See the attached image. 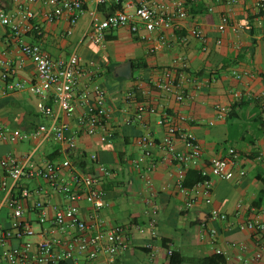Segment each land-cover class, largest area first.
<instances>
[{
  "label": "crops",
  "instance_id": "obj_1",
  "mask_svg": "<svg viewBox=\"0 0 264 264\" xmlns=\"http://www.w3.org/2000/svg\"><path fill=\"white\" fill-rule=\"evenodd\" d=\"M135 1L117 0L97 6L87 1L71 25L66 16L47 21L44 14L48 7L43 0H0V7L13 20L19 19V9L28 7L33 11L31 22L40 26L41 35L29 29L20 35L22 42L39 43L53 59L66 58L76 50L83 64L88 60L100 63L98 68L84 65L76 92H80L89 73L92 79L101 83L106 89L107 125L113 128V137L101 141L99 131L94 134L84 131L76 114H61L60 121L68 125L67 134L75 139L73 149L56 142L45 144L33 139L0 141V159L8 154L20 158L30 154L31 162L41 166L47 161L67 157L81 170L95 173L90 154H96L112 172L102 183L110 205L101 214L106 224H121L125 228L127 247L117 254L115 264H168V249L178 250L186 258H201L214 254L216 247L225 252V264H264V244L261 257L252 260L257 249L255 239L250 231L235 226L237 221L250 215L252 208H264V199L260 207L253 205L264 188V119L261 117L264 110V18L261 17L264 4L258 9L256 0H192L186 5V17L178 20L177 27L163 32L165 44L154 52H149V47L161 33L157 30L140 29L132 33L127 27H118L107 35L103 47L86 36L90 10L96 9L102 17ZM160 3L157 0L156 6ZM227 13L231 22L237 25L236 31L230 27L218 29L221 16ZM193 27L199 28L205 36L206 49L202 48L199 37L189 33ZM18 45L17 36L0 23V72L3 60L13 70V78L30 82L34 77V66L30 58L20 52ZM177 55L184 56L188 63L186 71L178 69L177 72L179 77L182 73L181 83L189 94L183 102L149 83V72L169 67ZM127 60L131 63V76H115L114 67ZM132 62L136 64L134 68ZM129 92L134 94L133 98L128 96ZM234 93L239 94L237 99ZM141 101L157 104L156 112L137 118L136 105ZM215 104H230V110L223 118L216 119ZM161 110L194 135L201 146L200 165H208L213 157L226 156L228 148L239 154L244 174L239 175L236 171L229 180L213 178L211 204L200 199L185 208L186 196L176 186L177 166L156 149L152 150L153 165L148 166L149 159L138 167L134 165L140 150L135 139L141 134L160 138L165 132L164 126L157 123ZM47 121L40 109L39 98L26 88L0 96V128L28 132ZM176 146L181 144L178 142ZM144 171L152 181L153 192L140 177ZM60 174L64 179L68 177L66 170ZM0 178L6 183L5 188L0 186V230L9 224L11 209L3 201L9 195L20 202L23 218L35 231L29 238L31 241H38L43 235L58 237V233L48 230L47 222H37L34 203L43 201L47 216L52 217L55 209L65 203L62 194L41 178L22 177L13 183L1 166ZM25 190L26 196L22 194ZM78 204L81 216L87 218L88 203L80 199ZM150 204L157 207L154 236L147 227ZM212 207L224 212L227 219L209 221L207 216ZM138 225H144L145 231L139 232ZM209 225L218 230L213 241L206 232ZM162 238L168 241L164 244ZM232 242L245 244L247 250L241 252ZM19 243L15 239L11 241V245ZM103 261V254L99 253L92 260L79 258L69 264H102ZM0 264L3 263L0 261ZM182 264L200 263L187 259Z\"/></svg>",
  "mask_w": 264,
  "mask_h": 264
},
{
  "label": "built area",
  "instance_id": "obj_2",
  "mask_svg": "<svg viewBox=\"0 0 264 264\" xmlns=\"http://www.w3.org/2000/svg\"><path fill=\"white\" fill-rule=\"evenodd\" d=\"M87 1H91L96 6L107 2H117V0H43L48 7L44 17L52 22L66 16L73 25L77 14L81 12L83 4ZM156 1L136 0L102 17L97 14L96 9L90 10L85 34L91 42L103 47L106 36L118 27H127L132 33L140 29L147 32L157 30L161 33L149 47V52L159 50L166 41L163 32L178 26V20L187 15L186 5L192 0H166V3L164 0H158L161 2L159 6H156ZM263 4L264 0L255 1L258 9L262 8ZM17 13L19 19L13 20L0 7V23L8 26L17 36L20 52L29 57L33 63L34 77L30 82L13 78V70L6 61L1 60L3 69L0 72V96L26 88L39 98L40 109L47 116L48 121L40 123L28 132L0 128V141L33 139L45 144L56 142L73 149L76 145L75 139L73 135L67 134L68 125L60 121L61 114H76L78 124L87 134L99 131L100 140L109 141L113 137V128L107 125L109 114L105 87L92 79L89 73L80 92H76L78 78L84 72V65L89 68H98L100 63L88 60L86 64H83L76 50H73L66 58L53 59L39 43L22 42L20 35L23 32L33 29L37 35H41V29L38 24L31 22L34 13L30 8L19 9ZM261 17L264 18V14ZM226 27L235 31L237 29V25L231 22L228 13L221 16L218 29L222 31ZM189 33L199 37L203 43L202 48H207L206 38L199 28L193 27ZM187 68L188 63L185 57L177 55L169 67L151 70L149 83L158 91L171 93L176 101L183 102L189 94L183 89L180 78L182 73L179 77L177 72L178 69L184 72ZM128 96L133 98L134 94L129 92ZM238 96V93H234L235 99ZM156 110L157 104L151 101L138 102L136 117L142 118L144 114H153ZM229 110L230 104H215V118H223ZM261 117L264 119V110L261 112ZM157 123L165 128L162 137L155 138L149 134H141L135 139V144L140 150L134 165L138 167L147 159L150 162L148 166L153 165V149L167 155L177 166L176 186L186 196L185 208L191 207L200 199L206 204H211L213 178L229 180L235 176L236 171L239 175L244 174L245 170L240 165L239 154L233 148H228L226 156L213 157L208 165L202 166L200 165L201 146L190 131L179 126L164 110H161ZM178 142L181 146L177 148ZM30 157V154L22 158L8 154L0 159V166L13 183L22 177L41 178L50 188L62 194L65 203L55 209L52 217L47 216L43 201L37 200L34 203L37 222L39 224L47 222L48 230L59 235L55 238L43 235L40 240L31 241L29 238L35 235V231L23 218L22 205L17 199L7 195L3 201L11 209V216L8 226L0 230V261L3 264H69L79 258L92 260L102 253L104 256L102 264H115L117 254L127 247V241L124 236V226L106 224L101 214V211L110 205L104 196L102 183L112 174L111 169L94 153L90 154V158L95 164V173L81 170L67 157L47 161L41 166L31 162ZM188 168L200 170L203 178L191 187H184L182 181L184 172ZM62 170L68 172V177L65 179L60 174ZM140 177L147 189L153 192L152 181L148 174L145 171L141 172ZM0 186L3 188L6 186L5 180L1 178ZM22 194L26 196L28 192L25 190ZM80 199H84L89 205L90 211L87 218L80 214L78 204ZM148 214L147 227L150 235L154 236L156 235L157 207L150 204ZM207 218L209 221H222L226 220L227 216L224 212L212 207ZM235 226L239 230L250 231L257 247L252 260L259 259L264 244V208H252L250 215L244 220L237 221ZM137 229L139 232H144L145 226L138 225ZM206 232L211 241L218 234L214 225H209ZM13 239L20 243L11 245ZM232 244L241 252L247 250L243 243L232 242ZM214 251L216 254L225 255V252L218 247ZM170 253L171 250L168 249L167 255Z\"/></svg>",
  "mask_w": 264,
  "mask_h": 264
},
{
  "label": "trees",
  "instance_id": "obj_3",
  "mask_svg": "<svg viewBox=\"0 0 264 264\" xmlns=\"http://www.w3.org/2000/svg\"><path fill=\"white\" fill-rule=\"evenodd\" d=\"M107 37V36H106ZM136 64L132 62V67L134 68ZM203 178L200 170L188 168L184 172V178L182 184L184 187H191L196 182L200 181ZM264 199V188L260 190L257 199L253 202L255 207H260ZM165 238H162V242L165 244L167 242ZM187 259L195 261L200 264H225V257L221 254H212L209 256H204L201 258H186L178 250H171V253L168 255V264H182Z\"/></svg>",
  "mask_w": 264,
  "mask_h": 264
},
{
  "label": "water",
  "instance_id": "obj_4",
  "mask_svg": "<svg viewBox=\"0 0 264 264\" xmlns=\"http://www.w3.org/2000/svg\"><path fill=\"white\" fill-rule=\"evenodd\" d=\"M113 74L118 77L129 78L132 74L130 61L127 60L116 65L113 69Z\"/></svg>",
  "mask_w": 264,
  "mask_h": 264
},
{
  "label": "rangeland",
  "instance_id": "obj_5",
  "mask_svg": "<svg viewBox=\"0 0 264 264\" xmlns=\"http://www.w3.org/2000/svg\"><path fill=\"white\" fill-rule=\"evenodd\" d=\"M109 77L112 78V79H115V77L111 76V74H109Z\"/></svg>",
  "mask_w": 264,
  "mask_h": 264
}]
</instances>
